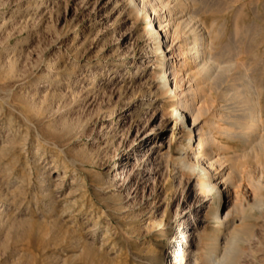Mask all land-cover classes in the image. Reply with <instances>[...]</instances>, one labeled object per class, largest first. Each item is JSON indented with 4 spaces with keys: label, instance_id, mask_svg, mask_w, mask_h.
I'll list each match as a JSON object with an SVG mask.
<instances>
[{
    "label": "rangeland",
    "instance_id": "374dc122",
    "mask_svg": "<svg viewBox=\"0 0 264 264\" xmlns=\"http://www.w3.org/2000/svg\"><path fill=\"white\" fill-rule=\"evenodd\" d=\"M146 1L0 0V264H194V219L203 264H264V0H180L190 53L172 75L167 9ZM200 129L222 225L193 168Z\"/></svg>",
    "mask_w": 264,
    "mask_h": 264
},
{
    "label": "bare ground",
    "instance_id": "6f19581e",
    "mask_svg": "<svg viewBox=\"0 0 264 264\" xmlns=\"http://www.w3.org/2000/svg\"><path fill=\"white\" fill-rule=\"evenodd\" d=\"M142 1H143V9H142V11L147 13L146 12L147 9H148L147 3L150 2V1L141 0V2ZM155 1L157 3V5L155 6L157 8V11H161V10H166L167 9V12H168L167 19L164 20V21H161L160 17H154V20L158 19V21H161L160 26L162 27V30H164L165 38H167L169 40L168 43L174 44L175 40L177 38H179L177 43H175L173 46L171 44V49L169 48L170 44L169 45L167 44V46H166L168 49L164 48V43L162 41H161V43H160V45L158 47L159 48V53L157 55H162V54L166 55V56L162 57V59L160 60V66H162L161 70L164 69V67H167V71L170 70L171 71L170 75H172L173 73H178L181 69L185 70V66H182L183 64L181 66H179L178 58L180 56H182V53L184 51L183 47L181 46V42H182L183 36L186 34V27H185L184 23L182 21H180V20H181V18H183L185 16V12H187V11H185L186 10V3L184 1H180V0H155ZM132 2L134 3L135 0H132ZM174 2H176V3H175V5L172 6V3H174ZM146 20H150L149 21L150 23L153 22V20L151 18H149L148 16H146ZM159 34H160V32H159ZM173 34H175V36ZM171 37L173 38L172 41L170 40ZM163 38L164 37L161 34V39H163ZM175 46H177V47L175 48ZM198 50H199V48H198ZM172 51H174V52H172ZM189 53H183V54L187 55ZM167 54H170L171 57L167 56ZM197 54H198V52H197ZM197 54H196V56H193V57L191 56L189 58L190 59L194 58V61L200 59V55L199 54L197 55ZM200 62L201 61L198 60L196 63H200ZM169 83H170L169 82V78L167 79V78L163 77V83L162 84H164V88H166L165 91H167V93H172L174 91L175 98L180 97L178 95V91H177L179 89L178 85H175V87L173 88V86H171ZM191 101H193V100L190 99V101L189 100L185 101L186 102L185 104L183 103V105H182L183 106V112H181L182 116H181V118L179 116V118H180V120H183L185 122L184 119H186V116H187L186 112H187V113H189L190 117L193 119V125H194L198 120L196 119L195 114L192 113V108H189L188 107L189 105H187V103L191 102ZM178 109L179 108H177V107L174 108V110H176V111H178ZM184 109H185V113H184ZM100 110H102V109H100ZM254 120H255V117H252V119H250V120H248L246 122L245 129H247L248 132L256 131V128L253 126L254 125ZM75 124H76V122H75ZM75 124H74V126L72 125V128H71L72 133L74 131L76 132L78 129H80V125L79 124L75 125ZM88 125H89V123H88ZM83 129H84V127H83ZM84 131H85V129H84ZM204 131L205 130H203V129H200L198 131L199 133L197 135H198V138H199L198 139L199 142L197 144V148H200V149L203 150V152H201L200 156H201V158H203V160H207V161L206 162L203 161V162L194 163L193 168L196 169V171L197 170L202 171V174L206 175V179L208 180L207 184H206L207 189L209 188L210 192H214V193H216L218 195L219 205L216 207L217 212H216L215 220H216V224L222 225L223 222H224V217L221 214L222 212L220 213V207H221V202L223 200V197L225 198V196H224V192L222 190H220V188L218 187V183H214V181H213L214 175L212 173H210V171H209V167H211V165H212V163L211 164L209 163L210 159H211V156H209V154L211 152V149L208 147L209 146L208 145L209 144L208 143L209 139L206 138V135L204 134ZM188 132H190V134H191V131L188 130ZM77 134H78V131H77ZM138 138L142 142H146V141L149 140L150 134L147 131H144L140 135L138 134ZM191 140H192V138L190 139V141ZM153 146H154V144H153ZM78 160H79L80 163L85 164V165H86V163H87V165H88V163L89 164H95L98 161L97 158L95 159V157H92L89 154L86 155L83 159H78ZM100 161H101V159H100ZM200 161H202V160H200ZM151 162H153V158H152ZM220 167H221V165H220ZM155 169L156 168H154L153 171H155ZM124 170H125V165L122 166L121 173H123ZM198 173H199V171H198ZM138 175H139V173H138ZM178 175H180L181 183H182V180L185 177L184 172L181 170L180 174H178ZM116 176H119V174H116ZM135 178L136 177L131 179V183L132 182H136L137 183V181H138L137 178L138 177L136 179ZM228 193H230V192H228ZM223 202H224L223 204L227 203V201H223ZM229 215L230 214L228 213L226 217H228ZM194 216H197V215H194ZM190 225H191V227L196 226L197 230L194 228V231H196V232H195V234L192 233V236L194 237L195 235H198V242H196L195 238H194L195 239L194 241L192 240L193 238L189 240L191 234H188V233H190V231L192 230ZM202 225H203V221L202 220L197 221L196 219H194V222L192 224H190V223L187 224V225L185 224V227L183 228V230H185V229H187V230H185L186 232L184 231V233H183L184 240H182L180 242V243H184V246H185V248L187 247V249L189 247L193 248L191 250V253H192L191 260L193 258L194 264H203V262L206 260L207 254H209V253L212 254V255L215 254V248L210 246L207 243V236H206L205 232L200 231V228L204 229V226H202ZM215 229H216V227H215ZM175 242H177V241L176 240L174 241L173 246H175ZM192 242H194V244H192ZM177 243H179V241ZM185 252H187V251H185ZM225 254H227V253H225ZM224 256L225 255H223V257ZM177 258H178V256H177ZM178 260H179V258H178ZM182 261H184V258L182 259Z\"/></svg>",
    "mask_w": 264,
    "mask_h": 264
}]
</instances>
